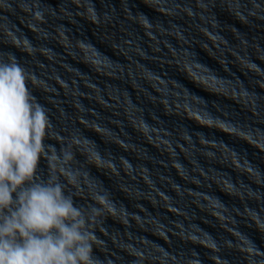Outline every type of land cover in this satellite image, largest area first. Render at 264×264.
<instances>
[{"label": "clouds", "instance_id": "obj_1", "mask_svg": "<svg viewBox=\"0 0 264 264\" xmlns=\"http://www.w3.org/2000/svg\"><path fill=\"white\" fill-rule=\"evenodd\" d=\"M33 100L24 69L0 63V264H94L89 218L59 183L34 179L48 118Z\"/></svg>", "mask_w": 264, "mask_h": 264}]
</instances>
